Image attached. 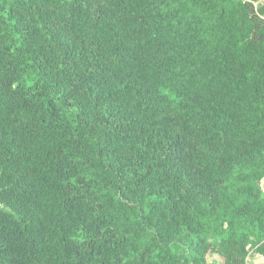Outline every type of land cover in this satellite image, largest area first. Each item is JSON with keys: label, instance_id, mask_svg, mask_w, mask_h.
<instances>
[{"label": "trees", "instance_id": "trees-1", "mask_svg": "<svg viewBox=\"0 0 264 264\" xmlns=\"http://www.w3.org/2000/svg\"><path fill=\"white\" fill-rule=\"evenodd\" d=\"M254 249L262 0H0V264Z\"/></svg>", "mask_w": 264, "mask_h": 264}, {"label": "crops", "instance_id": "crops-1", "mask_svg": "<svg viewBox=\"0 0 264 264\" xmlns=\"http://www.w3.org/2000/svg\"><path fill=\"white\" fill-rule=\"evenodd\" d=\"M213 259L218 260L219 262H223L224 260L217 255H213ZM248 264H264V256L259 255L258 252L254 249L249 255Z\"/></svg>", "mask_w": 264, "mask_h": 264}, {"label": "rangeland", "instance_id": "rangeland-1", "mask_svg": "<svg viewBox=\"0 0 264 264\" xmlns=\"http://www.w3.org/2000/svg\"><path fill=\"white\" fill-rule=\"evenodd\" d=\"M262 3H264V0H262ZM218 256V255H217ZM218 257H220V256H218ZM211 264V263H210Z\"/></svg>", "mask_w": 264, "mask_h": 264}]
</instances>
